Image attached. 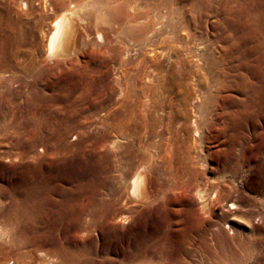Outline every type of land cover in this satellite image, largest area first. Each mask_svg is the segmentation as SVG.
<instances>
[{"label":"rangeland","instance_id":"374dc122","mask_svg":"<svg viewBox=\"0 0 264 264\" xmlns=\"http://www.w3.org/2000/svg\"><path fill=\"white\" fill-rule=\"evenodd\" d=\"M19 1L0 0L22 31L0 62V185L33 160L71 194L42 250L14 227L10 264H264V0H138L150 45L120 34L52 60L53 19L77 0Z\"/></svg>","mask_w":264,"mask_h":264},{"label":"bare ground","instance_id":"6f19581e","mask_svg":"<svg viewBox=\"0 0 264 264\" xmlns=\"http://www.w3.org/2000/svg\"><path fill=\"white\" fill-rule=\"evenodd\" d=\"M87 1L77 0L73 5L71 4L72 8L65 9L64 7L63 9L65 10L55 16L52 23V30L50 31V34L48 33L49 36L46 44V57L48 59L73 58L77 55L80 46H82V44H88L89 42H94L98 46H108L114 43V41H116L115 37H118L117 35L120 34L127 39L130 46H136L140 43H143V45L151 44L155 29V16L152 10L153 7H151L152 5L149 6V4L148 7H143L144 9H142L138 4V0H108V2L106 0V5L102 4L100 0ZM19 5L21 10H26V8H28V2L26 0H20ZM86 8L87 10L93 9V13L86 11ZM105 11L108 12L109 17L105 16ZM91 16H93L94 24L101 23L105 25V35L102 27H92L91 24H88V17L90 18ZM3 18L6 19L2 20ZM18 22L19 18L13 21L7 16H0V39L3 42L1 45L2 55H0V62L3 64H9V57L12 49L18 47L21 43L17 36H12L11 34V30L15 28L17 30L19 29V34L22 32L20 31L21 29ZM3 28H6V31H4ZM120 43L123 44V40L120 41ZM13 45L14 47H12ZM122 47L127 48L128 45ZM126 61L127 60L124 62L126 63ZM149 72L147 73L146 71L145 73V77L148 80H150ZM5 74L6 73L1 72L0 79L4 78V76H6ZM11 78L12 77L10 76L7 77L9 81ZM203 89H206V85L205 87L203 86ZM38 156H40V154ZM45 177L46 174L44 169L41 168L40 165L38 166L34 164L33 160L31 161V164L25 165L19 169L7 170L4 179H6L8 183L3 186L0 185V208L4 207L6 210H13L14 212H17L18 215L12 217L0 214L1 250L4 248L8 251L7 248H10L13 245L15 246L14 242L17 241L15 240V234L9 235L10 232L14 231V227L21 229L23 234L32 233L33 237H35V239H30L31 244L29 243L32 250L43 249V233H46L50 226H54L53 223L58 212L67 208L70 203L71 194V190L66 188L67 186L63 187L58 184L50 183L46 181ZM131 188L132 191L140 197H146L151 193L148 175L144 169H140L134 174V177L131 179ZM199 190L204 191V188L199 187ZM230 206L231 208H235V205L232 203ZM3 224L4 226L5 224L8 225L9 227L2 230ZM40 224H47V230H41ZM27 229L30 231L26 232ZM15 253L16 252L14 251L6 252L7 262H5V260H0V264H10L12 259H14L13 255H15ZM17 253L22 255L21 253L23 252ZM212 260V255H208L207 261L209 264L212 263Z\"/></svg>","mask_w":264,"mask_h":264}]
</instances>
